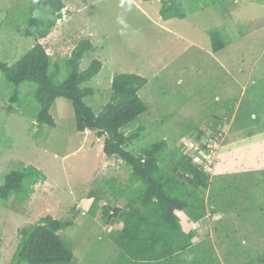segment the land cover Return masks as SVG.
I'll return each instance as SVG.
<instances>
[{
  "label": "rangeland",
  "instance_id": "374dc122",
  "mask_svg": "<svg viewBox=\"0 0 264 264\" xmlns=\"http://www.w3.org/2000/svg\"><path fill=\"white\" fill-rule=\"evenodd\" d=\"M64 3L67 14L41 42L53 60L62 61L82 38L91 41L95 48L82 68L94 58L104 65L93 81L96 95L87 100L96 113L110 100L116 73L149 80L140 91L149 110L124 128L145 126L143 138L129 150L137 153L166 139L172 150L183 146L189 152V140L205 143L220 136L210 174L247 170L263 183L249 212L239 214L237 206L212 214L207 204L204 224H192L199 234L190 248L169 261L137 262L112 240L121 219L108 224L101 208L89 213L84 202L100 196L106 206L140 211V176L120 157L105 154V136L78 132L71 100L57 97L51 108L56 125L41 126L33 102L37 84H22L23 101L12 105L13 87L0 72V184L12 169L28 165L48 177L29 199L0 202V264L11 263L20 230L47 215L73 222L56 233L74 260L55 264H264V0H184L187 17L171 20L162 18L159 0ZM28 8L29 0H0V60L10 65L36 43L22 32ZM17 10L23 14L19 21ZM216 31L225 44L218 52L211 37ZM236 104L230 113L227 107ZM217 121L220 129L214 133ZM114 189L120 193L117 203L107 194Z\"/></svg>",
  "mask_w": 264,
  "mask_h": 264
},
{
  "label": "trees",
  "instance_id": "16d2710c",
  "mask_svg": "<svg viewBox=\"0 0 264 264\" xmlns=\"http://www.w3.org/2000/svg\"><path fill=\"white\" fill-rule=\"evenodd\" d=\"M160 14L164 20L185 18L188 10L184 0H159ZM65 8L64 0H29L24 14L22 32L34 37L36 43L14 64L0 60V72L13 87L9 97L12 105L23 101L21 85L36 83L33 102H37L38 123L55 126L51 108L57 97L72 101L76 113L77 130L95 131L105 136L104 152L118 156L140 176L143 190L142 210L99 205V199L86 202L89 213L100 209L108 224L121 219L123 226L111 236L130 258L137 262L169 261L176 254L193 245L198 230L185 231L175 211H184L194 222L204 224L208 214L207 204L215 212L239 214L252 210L251 199L259 198L257 188L263 180L255 172H234L211 175L203 165L193 162V157L183 146L172 150L166 139L142 147L137 153L128 149L143 138L145 126L125 131L149 110V104L140 95L148 84V78L136 73H116L112 80L111 98L96 113L87 100L96 95L93 81L103 69V62L94 58L86 68L82 61L91 54L94 46L88 38H82L71 54L62 61L52 59L41 39L46 38L57 24ZM19 21L22 13L15 12ZM220 31L211 34L215 52L225 47ZM63 73H66L63 76ZM27 98L31 99L26 95ZM238 104V103H237ZM236 105L228 111L234 114ZM220 121H217V125ZM220 125V124H219ZM214 126V133L217 128ZM215 137V136H213ZM2 137L0 136V139ZM203 147L206 146L205 143ZM220 163V162H219ZM46 173L34 165L12 169L0 184V202L11 198L23 202L35 192V187L47 180ZM255 196V197H254ZM248 201V202H247ZM247 202V204H246ZM253 203L252 205H254ZM244 205L247 209H244ZM73 222L63 221L51 215L41 218L20 230V242L10 264L70 263L74 252L56 231ZM113 233V232H112Z\"/></svg>",
  "mask_w": 264,
  "mask_h": 264
},
{
  "label": "built area",
  "instance_id": "2783aa9c",
  "mask_svg": "<svg viewBox=\"0 0 264 264\" xmlns=\"http://www.w3.org/2000/svg\"><path fill=\"white\" fill-rule=\"evenodd\" d=\"M63 14H67L66 11H63ZM213 137V136H210ZM220 136H215L210 139L209 142H205L206 146L203 147V144L197 141L189 140V152L191 156L193 157V162L198 165H203L205 169L208 171L210 167H213L215 160H216V152L215 149L218 150L221 146L220 142ZM183 212V211H182ZM181 210H176L177 216L181 220H190V230L195 229L197 230V227H192V224H197L196 222L192 221V219L189 217L182 216ZM85 213V212H84Z\"/></svg>",
  "mask_w": 264,
  "mask_h": 264
},
{
  "label": "crops",
  "instance_id": "0c3cea01",
  "mask_svg": "<svg viewBox=\"0 0 264 264\" xmlns=\"http://www.w3.org/2000/svg\"><path fill=\"white\" fill-rule=\"evenodd\" d=\"M111 157H114V156H111ZM115 191H116L115 189H114V190H111V191L109 190V191H108L109 193H107V194L113 199V201H114L115 203H117L118 201L116 200V198H118V196L120 195V193L118 192L119 194H116ZM95 199H99V200H100V201H99V205H100V206H102V205H106V204H105V201L102 202L100 196H95V198H92V197H91V201H92V200H95ZM84 203L86 204V202H84ZM88 203H89V201H88ZM90 203H91V202H90ZM89 206H90V205H88V207H89ZM111 207H112V206H111ZM114 207H118V206L116 205V206H114ZM100 208H101V207H100ZM97 211H98V210H97ZM97 211H96V212H97ZM96 212H95V213H96ZM181 212H182V211H181ZM182 216H185V217L189 218L188 215H187L185 212H182ZM179 219H180V218H179ZM192 221H193V220H192ZM180 222L182 223V226H183V228H184L185 231H191V230H190V225H191L190 220L188 221V220H181V219H180Z\"/></svg>",
  "mask_w": 264,
  "mask_h": 264
},
{
  "label": "clouds",
  "instance_id": "9594fccd",
  "mask_svg": "<svg viewBox=\"0 0 264 264\" xmlns=\"http://www.w3.org/2000/svg\"><path fill=\"white\" fill-rule=\"evenodd\" d=\"M89 130H90V129H89ZM186 152L189 153L188 151H186ZM76 207L79 208V204H77ZM178 210H180V209H178ZM181 211H182V210H181ZM84 212H86V209H85ZM183 212H184V211H183ZM86 213H87V212H86ZM192 230H194V229H192Z\"/></svg>",
  "mask_w": 264,
  "mask_h": 264
}]
</instances>
